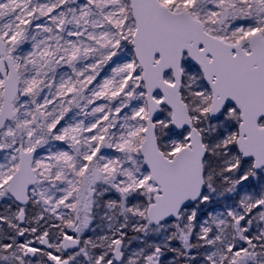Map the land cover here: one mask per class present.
<instances>
[{
    "label": "snow or ice",
    "instance_id": "1",
    "mask_svg": "<svg viewBox=\"0 0 264 264\" xmlns=\"http://www.w3.org/2000/svg\"><path fill=\"white\" fill-rule=\"evenodd\" d=\"M0 264H264V0H0Z\"/></svg>",
    "mask_w": 264,
    "mask_h": 264
}]
</instances>
